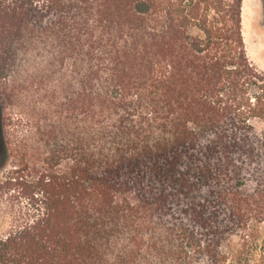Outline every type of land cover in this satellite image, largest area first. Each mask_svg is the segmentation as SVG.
<instances>
[{
	"label": "trees",
	"instance_id": "obj_1",
	"mask_svg": "<svg viewBox=\"0 0 264 264\" xmlns=\"http://www.w3.org/2000/svg\"><path fill=\"white\" fill-rule=\"evenodd\" d=\"M243 4L0 0L20 158L0 185L21 199L0 264H264V71Z\"/></svg>",
	"mask_w": 264,
	"mask_h": 264
},
{
	"label": "rangeland",
	"instance_id": "obj_2",
	"mask_svg": "<svg viewBox=\"0 0 264 264\" xmlns=\"http://www.w3.org/2000/svg\"><path fill=\"white\" fill-rule=\"evenodd\" d=\"M244 6L245 0L243 10ZM246 11L248 13L246 14L245 24L243 25V34L248 55L251 62L258 69L264 71V0H247ZM250 16L254 18H251ZM16 114L17 110L12 105H8L3 101V104L0 105V183L6 181L9 171L20 161V158L16 153L12 152L17 141L14 140L13 129L10 125V117H15ZM2 124L7 125L3 127ZM260 126L262 125L260 124ZM5 149L8 151L6 152ZM20 207L21 199L17 190L11 188L8 184L0 185V236L6 234L10 229ZM259 228L260 231H263L264 223H262ZM242 246H244V240L239 233L230 235L223 242L222 247L224 251L234 252ZM250 258V262L247 261L246 264H253L255 256L251 255ZM196 264L206 263L199 261Z\"/></svg>",
	"mask_w": 264,
	"mask_h": 264
},
{
	"label": "bare ground",
	"instance_id": "obj_3",
	"mask_svg": "<svg viewBox=\"0 0 264 264\" xmlns=\"http://www.w3.org/2000/svg\"><path fill=\"white\" fill-rule=\"evenodd\" d=\"M246 3H247V0H245V6H244V10H243V14H242V16H243V25L245 24V19H246V14L248 13L247 11H246ZM255 5V4H254ZM248 6V5H247ZM256 7V6H255ZM249 11V10H248ZM255 11V10H254ZM257 13V12H256ZM256 13H254V14H256ZM253 14V15H254ZM251 17V16H250ZM251 18H254V17H251ZM251 20V19H250ZM250 24V23H249ZM254 24V23H253ZM252 24V25H253ZM249 26H251V25H249ZM248 27V26H247ZM249 28V27H248ZM247 29V28H246ZM244 30V29H243ZM249 30V29H248ZM246 31V30H245ZM246 34V33H245ZM251 38V37H250Z\"/></svg>",
	"mask_w": 264,
	"mask_h": 264
}]
</instances>
